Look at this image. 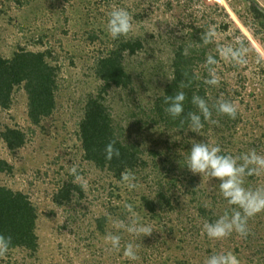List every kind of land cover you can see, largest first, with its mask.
<instances>
[{
	"label": "rangeland",
	"instance_id": "374dc122",
	"mask_svg": "<svg viewBox=\"0 0 264 264\" xmlns=\"http://www.w3.org/2000/svg\"><path fill=\"white\" fill-rule=\"evenodd\" d=\"M3 1L5 2L3 8L7 11L0 16V32L3 38L0 52L7 55L17 45L35 48L32 41L28 39V42L26 41V34L35 31L30 26L33 14L30 13L31 20H28L29 14L23 10L26 5L19 7L15 0ZM143 1L145 8L137 3L135 9L136 14L144 15L143 20L138 18L132 23V32L141 37L155 34V47L149 48L150 52L144 63L138 65L136 72L134 70L137 75L134 83L136 90L123 92L125 102L118 97L111 100L110 97L113 95H109L107 104L114 118L113 124L116 126L117 136L122 141L136 144L143 151L142 156L149 167L142 172L128 171L133 174L134 179L123 181L110 172L98 169L92 162L83 158L76 128L84 113L86 96L97 89L98 84L92 78V64H94L92 53L99 47V40L92 42L87 39L88 35L84 32L89 30V26L93 23L85 25V21L93 22L92 16L95 11L107 20L114 4L111 1V5L104 6L102 11L98 8L89 9V5H84L85 9L82 10L61 12L57 19L46 23L50 28L49 34L52 33L55 42L54 53L58 57L57 64L61 68L57 108L49 118L42 121L41 125L24 128L28 137L24 147L10 151L0 138V157L6 158L13 165V171L3 173L1 181L9 187L28 193L38 206L39 247L32 257L25 254V251L18 254L7 252L0 257V264H10L9 262L11 264H204L207 258L222 252H231L235 256L240 252L239 264H264V211L248 218V230L252 231V228L256 230L252 235L250 233L241 236L233 230L223 239L209 238L203 228L198 231L199 226L193 224V221L201 220L198 218L200 214L194 204L203 203L211 206L209 202L214 193L215 179L203 174V177L199 176V180L194 179L192 184L190 180L194 173L190 169H185L181 160L183 156L190 154L193 143H206L210 146L218 144L216 138L212 140L207 135H213L216 126L219 135L230 138L234 133V137L243 140L241 145L245 150L254 149L258 155H264V134H262L264 121L256 123L251 117L252 113H255L257 120H264L263 112L259 114L255 111L258 110V101H254V98L264 94V76L259 73L261 64L257 62V55L252 51L245 53L242 50L241 56L247 59V63L238 65L235 62L225 61L217 52L218 45L227 47L230 42L234 48L239 47L234 43L237 39L242 40L241 36L234 32L238 27L248 37L259 55H264L261 40L264 31L259 32V36L254 35L253 31L257 33L258 24L247 26L239 14L245 11L250 0ZM221 8L226 9L227 17L220 11ZM215 15L219 21L229 20V29L224 32L216 29L212 23ZM191 26L195 29L193 33L198 30L197 34L200 37L209 27L215 29L216 35L211 37L212 42L208 44L203 42V44L207 47L209 55L219 56L211 71L216 73L219 80L223 79V82L222 85L211 88L206 84L211 90L209 96L216 104L221 99L231 98L238 113L235 119H228L229 116L219 114L216 109L212 110V116L205 126L206 131L200 133L173 126L168 122L162 123V115L158 111L156 114L152 111L153 102L151 103L157 95L155 90H158V86L163 80L167 82L171 77L168 44L174 37L183 34L180 29ZM38 46L45 48L44 44ZM204 65L205 63L201 64L200 70L197 71L201 75ZM208 77L207 79L210 78ZM234 89L236 92L233 91ZM130 94L136 95L138 99L128 97ZM247 98L253 100L249 111L245 109ZM139 102L147 106H138ZM261 102L264 104V98ZM25 113L26 97L22 90H18L15 93L14 106L11 109L0 110V132L9 125L29 126L30 122ZM238 133L244 134L245 137ZM184 136L186 139L182 141L181 138ZM225 144H228V140ZM225 144L220 146L223 147ZM150 149L157 154H152ZM73 166H76L77 175L81 178L77 180L74 176L75 181L86 185L83 187L85 197L69 206H58L53 202L52 196L62 185L63 180L70 177V169ZM252 181L256 184L261 183L259 177H254ZM129 183L135 184V187L129 188ZM162 188H171V192L174 193L172 199L177 197L172 200L171 207L165 203L161 204L157 198ZM253 189L256 190L254 187ZM191 190L197 192V201H192ZM147 198H152L157 203L154 213L146 206ZM126 204L131 207L126 208ZM229 209L231 214H226L230 220L233 211L240 209L230 204ZM219 211L218 208L215 210L216 220L225 215ZM102 215L108 218L107 234L95 232L91 248L84 247L87 234V225H84L81 229L82 241L74 243L70 229L79 230L81 222H90L94 228V222ZM74 221L77 223L75 226L72 225ZM204 223L205 219L200 226ZM138 225L151 227L152 233L137 235L128 231L129 228ZM110 236L120 237L119 249H114L110 240L106 241V237ZM254 242H257L256 245ZM128 243L134 245L137 255L135 260L123 255L124 246ZM72 245L78 247L76 254Z\"/></svg>",
	"mask_w": 264,
	"mask_h": 264
},
{
	"label": "trees",
	"instance_id": "16d2710c",
	"mask_svg": "<svg viewBox=\"0 0 264 264\" xmlns=\"http://www.w3.org/2000/svg\"><path fill=\"white\" fill-rule=\"evenodd\" d=\"M15 1H17L19 7L26 5L23 10L27 11L29 14L28 20H31L30 13L33 14L32 24L30 23V26H32L35 31L26 34V41H32L35 48L17 45L7 55L0 52V110L11 109L15 104L16 91L22 90L26 97L25 114L30 122L29 126L24 127L9 125L0 132V138L4 141L6 147H8L10 151H15L24 147L28 142L27 132L24 128H31V125H41L42 121L49 118L57 108V92L60 87L59 78L61 68L56 61L58 57L54 53L56 52L55 42H53L52 33L49 34L50 28L46 26L47 21L57 19L58 14L61 12H72L76 11V9L82 10L86 5H89V9L98 8L102 11L104 6H110L112 1L114 8L126 9L132 17V23H135L138 18H142L141 20H143L144 17L141 13L136 14V4L138 3L145 8V2L143 0ZM4 3L3 0H0V16L7 11V9L5 10L3 8ZM220 11L227 17L228 13L226 12V9L221 8ZM86 14H88V12ZM239 14L242 20H244V24L247 26L258 24L257 33L253 31L254 35L259 36L258 33L262 30L264 31V13L258 11L256 0H250V4H248L245 11L239 12ZM92 18L93 22H89V20L85 21V25L90 23L93 24L89 26L90 29L85 30L84 33L88 35L87 39L92 42L99 40V47L92 53L93 59L89 57L94 61V64H92V78L98 85L97 89L89 92L86 96L83 105L84 113L79 121L78 127L76 128V134L80 140L84 159L92 162L98 169L110 172L117 179H122V173L128 171L142 172L144 169H147L149 165L142 156L143 151L140 150L136 144L127 142L126 140L122 141L117 136L116 126L113 124L114 118L109 109L110 106L107 104V96L113 95L112 97L109 96L111 100L118 97L125 102L123 92L128 90L134 92L133 90H136L134 87L135 78L137 77L135 72L138 65L144 63L146 60L150 52L149 48L151 49L152 46L153 48L155 47L154 43L156 41V35H144L141 37L140 35H134L131 31L127 36H120L113 39L106 28L108 19H104L97 13V11L93 13ZM217 19V15L212 19V23L216 29H220L222 32L229 29V20L223 22V20L219 21ZM180 30L183 31V34H180L179 37H174L168 44L170 49L169 68H171V80H168L167 82L163 80L158 86V90H155V92L157 91V95L151 101V103L153 102L152 111L155 114L158 111V113L162 115V118L165 119V121L162 119V123L168 122L173 126H179L185 130H191V121L188 118V113L195 112L197 115L201 116V122L203 123L201 131H206L205 126L208 121L204 120L203 115L192 102V97L193 95L199 96L206 101L211 111L216 109L214 107L216 102H212V98L209 96V93H211L210 88L213 85H209V88L204 83V80L209 76V70L215 67L216 63L211 65L205 64L202 67V75L200 72H197L200 70L199 67L201 64L206 62V58L209 55L207 47L204 46L203 40L197 34L198 30L193 33V30H195L193 26H191V28H182ZM250 30L252 29L250 28ZM234 32L241 36L242 41L247 45L246 47L248 48V51H252L257 56L259 55L256 48L249 41L248 37L243 34L240 28L236 27ZM2 39V33L0 32V44ZM261 40L263 41L264 46V34H262ZM39 44H44L45 48H40L38 46ZM228 45L232 46V42ZM185 50L188 52L187 55L184 54ZM212 56L216 61L219 58L217 54H213ZM248 56H250V54ZM229 63L234 62L229 61ZM260 64L261 71L259 73L264 76V67H262L264 61L260 62ZM236 68L237 66L234 68V71ZM185 73H187V75H185ZM222 82L223 79L222 81L219 80V84L222 85ZM181 85H184V87ZM223 87L224 86H222V88ZM180 91H183L186 97L183 104L184 112L181 116L174 119L164 110L168 106L164 103V98L166 96H175V94ZM233 91L236 92L235 89ZM131 96L132 94L128 97ZM132 97L133 99H138L136 95ZM263 98L264 94H260L258 97L254 98V101H258V110L255 111L259 114L260 112H263L264 114V110H262L264 109V104L261 102ZM224 99L232 103L231 98ZM249 99L250 98H247L245 108L248 111L251 110V102L253 101ZM242 100L244 102V99ZM260 102L261 105H259ZM170 103L171 101H169V104ZM138 106L145 107L147 104L141 105V102H139ZM236 116L238 117V115ZM251 117L253 120L255 119L256 123L258 121H264L257 120L255 113H252ZM234 125H236L235 122ZM225 128L227 129V127ZM217 129L218 126H216V131L213 132V135L207 134V132L206 134L212 140L216 138V143H218L216 145L219 146L225 144V141L228 140V144H225L226 146H220L222 154H230L237 158L238 165L243 164L244 160L240 157L250 154L248 148L245 150V148L242 147L241 141L243 140H238L234 137V133H232L233 136L231 135L230 138L219 135ZM238 134L245 137L244 134ZM185 139L186 136L181 138L182 141H185ZM111 140L116 141L115 147L120 150V156L119 158L113 156L111 160H108L105 158V145ZM150 152L152 154H157L153 149H150ZM177 154L179 157V153ZM187 157L188 156H183L182 158L181 156L185 169H189L186 162ZM247 168H257L258 173L247 175ZM247 168L245 170V175L242 176L244 187L247 189L250 188L249 190L253 191H255L253 187L256 190L264 189V169H259L257 165L252 164L248 165ZM12 171L13 165L6 158L0 157V236H3L5 244L8 243V237L11 236L12 239L8 252L18 254V252L25 251V254L32 257L36 254L39 247L37 222L40 213L38 206L31 200L28 193L14 189L2 183V174L11 173ZM199 176L203 177V174H192L190 182L193 184V180H199ZM254 177H259L261 183H253L252 180ZM212 179H215L216 183L214 184V193L209 202V205L211 206L203 203L194 204L200 214H198V218L201 219L200 221H193L194 226H199L197 228L198 231H201L203 228V225L200 226L203 223V219H205V223H214L216 221L214 216H216L215 210L217 208L222 211V214H231L229 203L220 192V181L214 177H212ZM198 183L201 184L200 181H198ZM81 185L82 184L75 181L74 175L70 174V177L63 180L62 185L54 191L52 196L53 202L58 206L65 207L73 204L78 199L85 197V190ZM191 191H193L190 192L193 194L192 201H197V192L195 190ZM173 194L171 188H162L158 192L157 198H159L161 204L165 203L171 207L172 200L177 199V197H173L172 199ZM156 204V201L152 198H147L146 206L152 213L157 209ZM205 205H207V207ZM53 210L54 209H52V211ZM107 220V216L102 215L94 222V228L90 222H81L79 230H76L75 228L72 230L70 229V233L72 237H74V243L82 241L81 238L83 235L81 234V229L83 228L82 226L87 225L86 241H84L83 245L84 247L87 246L91 248L90 245L93 243L92 239L95 232L99 231L100 234H107V228L109 227ZM72 225H77L76 221H74V224ZM255 231L256 230L252 228V231L249 230L248 234L251 233L250 235H252ZM256 243L254 245H256ZM61 246L63 247V245ZM72 249L76 254L78 247L72 245ZM239 253L240 252L236 253L238 260ZM9 263L11 264V262Z\"/></svg>",
	"mask_w": 264,
	"mask_h": 264
},
{
	"label": "clouds",
	"instance_id": "9594fccd",
	"mask_svg": "<svg viewBox=\"0 0 264 264\" xmlns=\"http://www.w3.org/2000/svg\"><path fill=\"white\" fill-rule=\"evenodd\" d=\"M258 5V11L264 13V0H256ZM109 35L116 39L120 36H127L133 30L132 17L129 12L124 8H113L108 13V21L106 25ZM216 35L214 28L209 27L208 30L202 35L201 39L204 44L211 43V37ZM239 47L234 48L229 45L227 47L217 46V52L221 58L225 61L235 62V64L243 65L247 63L246 58H242V50L246 53L248 48L244 41L237 39L234 42ZM188 54L187 50L184 52ZM264 61V55L257 56V62ZM217 61L212 55H208L206 58V65L215 64ZM187 75V73H185ZM210 79H205L204 83L208 85H218L219 79L215 72L209 71ZM171 80V78H169ZM184 87V85H181ZM185 93L183 91L177 92L175 96L164 98V103L168 106L164 109L165 112L172 118L181 116L184 112ZM169 101L171 103L169 104ZM192 102L199 109L203 115L204 120H209L212 116V112L209 109L206 101L199 96L193 95ZM219 114H224L230 118L235 119L237 115V109L233 103L228 100L221 99L216 105H214ZM188 118L191 121V130L197 133L201 132L203 123L201 122V116L195 112H189ZM216 123V121H213ZM116 141L111 140L105 145V158L111 160L113 156L119 158L120 150L115 147ZM244 160L243 164H237V158L230 154H222V150L219 145H209L206 143H193L190 154L188 155L186 162L189 169L193 173H201L210 177H214L220 181L219 189L222 196L228 201L230 205L237 206L240 210H234L231 219L225 214L217 219L214 223H204L203 231L209 238L223 239L229 236L233 230L241 236L248 235L247 220L248 218L264 211V189L249 190L244 187V181L242 176L245 175V170L248 165H257L259 169H264V155H258L257 152L252 149L250 154L240 157ZM70 173L76 176L77 180L81 178L77 175V168L73 166L70 169ZM257 168H247V175L257 174ZM134 179L131 172L122 173V180L129 181ZM82 187L86 185L82 184ZM129 188H134L135 184L129 183ZM207 207V205H205ZM126 208H130L131 205L126 204ZM152 228L149 226L138 225L128 229L129 232L137 235H150ZM11 236L8 237V243H4L3 236H0V257H3L9 250L11 244ZM110 240L114 249L120 247V237L110 236L106 237V241ZM123 255L129 259H137L136 251L132 243H128L124 246ZM204 264H239L237 257L231 252H222L214 254L207 258Z\"/></svg>",
	"mask_w": 264,
	"mask_h": 264
}]
</instances>
